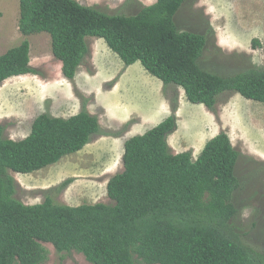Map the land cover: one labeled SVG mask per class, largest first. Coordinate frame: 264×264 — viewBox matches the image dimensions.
Segmentation results:
<instances>
[{
	"label": "trees",
	"instance_id": "trees-1",
	"mask_svg": "<svg viewBox=\"0 0 264 264\" xmlns=\"http://www.w3.org/2000/svg\"><path fill=\"white\" fill-rule=\"evenodd\" d=\"M19 30L46 33L62 74L74 80L89 54L88 39H103L126 66L141 63L187 100L214 110L226 92L264 103V69L221 76L200 65L206 38L179 31L175 18L187 0H157L134 16L109 15L76 0H19ZM253 45L262 47L259 40ZM28 40L0 56V84L34 74ZM101 130L88 112L68 119L43 114L22 141L5 139L0 125V264H47L78 253L91 264H264V253L246 246L232 220L239 154L227 134L208 142L197 158L174 155L170 117L125 143L123 172L107 184L114 205L71 207L47 198L28 206L15 198V174H31L82 151Z\"/></svg>",
	"mask_w": 264,
	"mask_h": 264
},
{
	"label": "rangeland",
	"instance_id": "rangeland-1",
	"mask_svg": "<svg viewBox=\"0 0 264 264\" xmlns=\"http://www.w3.org/2000/svg\"><path fill=\"white\" fill-rule=\"evenodd\" d=\"M109 15L134 16L157 0H76ZM20 1L0 0V56L28 40L34 74L0 84V125L5 139L22 141L34 121L46 114L68 119L88 112L101 130L80 152L31 174L11 172L15 198L25 205L78 207L114 205L107 184L123 172L125 143L170 117L176 131L168 138L172 154L190 152L194 160L206 144L227 134L239 154L235 175L240 188L233 196L238 214L232 220L241 241L264 253V103L226 92L214 110L190 103L176 85H165L141 65L126 66L103 39L90 38V52L74 80L62 74L46 33L24 36L19 30ZM179 31L206 38L201 67L231 76L264 69V0H187L175 18ZM259 40L262 47H255ZM47 264H91L78 253L59 256L52 245Z\"/></svg>",
	"mask_w": 264,
	"mask_h": 264
}]
</instances>
